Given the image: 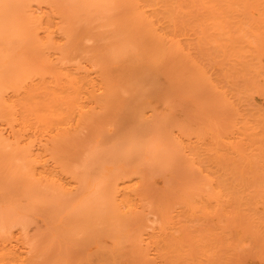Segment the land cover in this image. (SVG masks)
I'll use <instances>...</instances> for the list:
<instances>
[{
    "label": "bare ground",
    "instance_id": "6f19581e",
    "mask_svg": "<svg viewBox=\"0 0 264 264\" xmlns=\"http://www.w3.org/2000/svg\"><path fill=\"white\" fill-rule=\"evenodd\" d=\"M261 2L0 0V264H245L186 238L264 222Z\"/></svg>",
    "mask_w": 264,
    "mask_h": 264
},
{
    "label": "rangeland",
    "instance_id": "374dc122",
    "mask_svg": "<svg viewBox=\"0 0 264 264\" xmlns=\"http://www.w3.org/2000/svg\"><path fill=\"white\" fill-rule=\"evenodd\" d=\"M235 4L236 8H240L242 3H237L238 0H232ZM257 8H263V4L261 0H249V9L248 11L253 12ZM264 16V14H263ZM250 36L248 37L249 41L253 45H257L262 53H264V27L259 30V33L256 35L249 33ZM254 91H250L247 95H245L240 103L243 111L246 114H249V117L253 120L254 118L260 119L262 122L257 124V129L260 133H263L264 129V101L262 104H259L255 98L253 97ZM262 99H264V74H263V84L260 87L259 91ZM237 98V95L234 96ZM264 140V136L262 137ZM260 157L264 158V153L260 154ZM252 176H258V178L264 179V161L259 162L256 164V170L252 173ZM254 190L253 187L246 190V193L251 194ZM264 196V195H263ZM233 222L236 225L234 227V231L232 236L230 237L229 243L227 241H220L219 238L214 235H211L209 231H201L198 232L201 234L205 239L209 240L210 242L204 244H198L193 241V235L189 238H186V243L188 246L192 247H206V246H213L218 251H225L226 249L231 252L233 257L237 255V252L240 253L245 259V264H264V222L260 223L258 226V230L260 232L258 234L253 233L251 229V223L249 222L247 216L244 213L237 212L233 216ZM35 223H33L30 227V232H33L35 228H32ZM236 245H240L236 250ZM209 255V253H206Z\"/></svg>",
    "mask_w": 264,
    "mask_h": 264
}]
</instances>
